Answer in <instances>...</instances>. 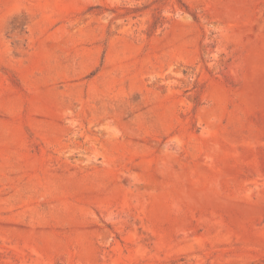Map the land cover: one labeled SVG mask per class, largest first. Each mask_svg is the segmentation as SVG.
<instances>
[{"label":"rangeland","instance_id":"obj_1","mask_svg":"<svg viewBox=\"0 0 264 264\" xmlns=\"http://www.w3.org/2000/svg\"><path fill=\"white\" fill-rule=\"evenodd\" d=\"M0 264H264V0H0Z\"/></svg>","mask_w":264,"mask_h":264}]
</instances>
